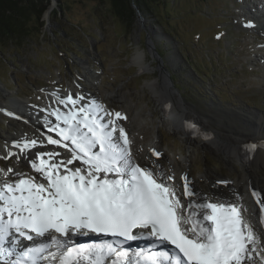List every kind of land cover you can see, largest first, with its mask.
I'll return each mask as SVG.
<instances>
[{
    "label": "rangeland",
    "instance_id": "1",
    "mask_svg": "<svg viewBox=\"0 0 264 264\" xmlns=\"http://www.w3.org/2000/svg\"><path fill=\"white\" fill-rule=\"evenodd\" d=\"M151 1V9L133 4L135 17L128 26L109 13L108 0H51L40 19L43 26L39 29L35 25V31L27 34L20 46L11 45L0 53V103L10 107L12 101H19L27 108L36 107L40 117L39 104L28 101L45 100L48 90L75 89L71 86L74 83L83 94L93 91L95 98L118 90L121 97L109 105L119 112L126 128L133 127L131 123L143 113L158 124L161 112L146 83L159 78L160 84H156L160 89L161 78H165L182 99L179 109L185 110L186 119L198 131L194 138L203 135L205 143H187L166 126L153 129L152 123L145 126V133L133 132L141 145L152 138L159 140L163 153L155 158L165 167L163 176L176 177L183 167L178 162L180 155L191 152L189 180L203 195L216 185L232 193L235 180L250 185L248 190L260 195L255 181L264 182V171L250 169L249 163L240 159L225 163L223 153L213 145L218 136L208 132L212 128L215 133L223 132L229 126L246 138L257 129L252 113L263 117L260 121L264 123V33L250 26L251 6L242 8L248 6L245 0ZM137 50L143 51L148 64L143 69L132 61ZM162 67L167 76H161ZM89 70L97 77H90ZM88 80L96 82L97 92ZM241 112L252 126L239 122ZM12 116L0 110V146L10 134L23 130L20 123H26ZM6 157L0 152L1 161ZM12 162L9 168L18 170V159ZM255 174L260 178L255 179Z\"/></svg>",
    "mask_w": 264,
    "mask_h": 264
},
{
    "label": "bare ground",
    "instance_id": "2",
    "mask_svg": "<svg viewBox=\"0 0 264 264\" xmlns=\"http://www.w3.org/2000/svg\"><path fill=\"white\" fill-rule=\"evenodd\" d=\"M245 3H248V6H244L242 8L248 10L249 6H251V9L249 10L250 17L247 19L251 21L252 25L254 24L260 28L264 33V0H245ZM132 57V61L138 64L141 69H143V66L145 67L148 65L144 61L143 51H135ZM90 71L91 70L87 72L90 77H97L93 72ZM161 72V76H167V71L165 68H163ZM158 79L146 83V85L150 88L151 95L154 97L156 109L161 112L159 115L158 124H155V122L152 120V117H150V115H145V113L141 114V119H136L134 124L131 120V124L133 125V127H131L132 129L130 126L126 128L123 123V119L118 116L115 117L113 113L111 114L110 119L114 121V124L117 128H121L122 132H124V137L118 136V140L122 142V147L124 149V153L126 154V161L131 163L132 166L139 164L148 171H151L152 174L156 175L159 182L165 183V180L163 179L165 167L159 164L155 158V154L163 153V149L159 143V140L154 141V139H150V137V140H148V142L146 141L147 143L145 145H141V143L136 140L134 136L136 132L139 131L140 134L143 133L144 129H146L145 126L152 123L153 129L159 127L160 125L166 126L168 129L172 130L174 134H178L181 138H183L187 143L193 142L204 145L205 142L202 139L203 135H198L199 137L194 138V136H197L198 131L195 130V125H192L193 123L191 122V124L186 119L184 112L185 110L182 108L179 109V107L183 106L181 101L182 99L175 89H173L171 82L167 81L165 78H161L162 85L161 88L158 89ZM88 84L95 88V91L97 92L98 86H95L96 82L88 80ZM71 86L75 89H72L70 86H68L67 90L60 92L48 90L44 93L47 95L46 99L39 102L41 110H44L48 116L52 115L50 110L56 114L54 118L47 116H36V107L27 108V104H18L19 101H12L10 107L4 106L3 103H0V110L13 112L14 116H18L24 119L26 122L19 124V126L23 129L21 132L16 131L15 134H10L7 138L5 137L6 139L4 142L6 143L1 144L0 146V152H2L4 157L7 156L4 160H0V203L5 201V193L9 189L7 183L1 179L3 177H11L13 180L18 182V185H22L25 182L26 184H24V186H29L28 183L32 181V179H36L38 181L46 179L48 182L49 180L54 179L56 182L65 176L76 174L80 171L92 172L93 175L97 174L95 170H92V167L83 168L82 165H77L74 163L71 160V155L64 157L61 152V147H70L69 144L64 139H55L51 132H58L60 131V128L67 129L76 135L83 134L87 127H92V124L88 122L83 116H79L77 122L72 121L73 117L75 116L74 110H72L74 101L79 103V101L86 100L87 103H89L91 99L94 98L100 103L104 110L110 112L112 109V106H110L111 103L113 100L119 99L121 95L119 94L118 90H114L106 95L105 98H102V96H100V98L99 96L98 98H95L93 96V91L91 93L86 91L83 94L81 93V89L75 87L74 83H72ZM28 102L35 105L37 103L34 100ZM186 112L188 113L187 110ZM239 114L241 117H239L238 120L242 125L248 127L252 126L250 123V118L245 116V114L242 112ZM251 116L254 117L255 122H257L254 124L251 121L253 126L257 129H254L253 133L246 137L247 139L241 137L237 131L236 133L232 131L229 126L227 127V130L223 132L219 131V133H215L213 131L215 130L214 128L208 129V132H213L214 136H218L213 145L223 153L225 163H233L234 161L240 159L242 161L248 162V167L250 169H254L256 167V169L258 168L264 171V123L260 121L263 117L256 116L255 113H252ZM18 117L16 119H18ZM37 119L42 120L45 125L42 126V123H37ZM127 120L124 121L127 122ZM136 135L139 134L137 133ZM154 135H156L155 131ZM54 140L58 141L57 145L52 143ZM244 148H246L247 153ZM192 156L193 155L190 152L187 155H180V158L177 157L179 158L178 162H180L183 167L179 165L180 163L175 162L180 166V171L176 170L177 173L175 175L179 178V185L176 184L174 191L177 192V196L180 195L181 197V199L180 197L175 198V202L180 210L183 227L190 230L191 227L188 221L190 222L191 219H202V214L206 212V198H209L208 200L221 202L226 199L228 201V199L231 198L234 203H236L238 211H240V213L244 216L247 228L253 234V239L250 241L248 247L247 264H264V234L262 231L263 218L261 217V209L264 206V198L262 197V195L264 196V182L255 181L261 192V195L258 197V199L253 198V193L248 190L250 185L243 184L239 180L233 181L232 193L216 185L207 189L208 192L203 195L191 185L189 180V174L191 171L187 165H190ZM11 157L12 159L9 161ZM14 158L18 159L19 166L23 167L24 169L29 167L28 161H34V168H32L31 173L32 179H28L22 175H19L17 173L18 171L15 172L10 170L9 165L10 163H13L12 160ZM30 168L31 167H29V169ZM119 176H122V173L119 174ZM123 177L125 178L124 175ZM259 178L260 177H257L255 174V179ZM200 225L206 226V223L202 222ZM196 229L197 226L195 230ZM53 237L55 240L57 239L56 236Z\"/></svg>",
    "mask_w": 264,
    "mask_h": 264
},
{
    "label": "trees",
    "instance_id": "3",
    "mask_svg": "<svg viewBox=\"0 0 264 264\" xmlns=\"http://www.w3.org/2000/svg\"><path fill=\"white\" fill-rule=\"evenodd\" d=\"M57 1L63 2V0ZM149 1L152 2L151 0H108V10L121 23L131 26L135 17L133 4L139 9L143 5L151 9ZM160 1L164 3V0ZM50 2L51 0H0V53L3 54L11 45L20 46L24 37L35 31L34 27L38 26L40 29L43 26L44 23L40 22V19ZM154 2L157 4V1ZM165 32L170 34L168 29H165Z\"/></svg>",
    "mask_w": 264,
    "mask_h": 264
},
{
    "label": "water",
    "instance_id": "4",
    "mask_svg": "<svg viewBox=\"0 0 264 264\" xmlns=\"http://www.w3.org/2000/svg\"><path fill=\"white\" fill-rule=\"evenodd\" d=\"M48 10V9H47ZM49 12V11H48ZM148 45L151 47V48H153V43L151 42V41H148ZM156 56H157V58H158V55L156 54ZM159 59V58H158ZM159 61H160V59H159ZM245 149V151H246V148H244ZM246 153H247V151H246Z\"/></svg>",
    "mask_w": 264,
    "mask_h": 264
}]
</instances>
